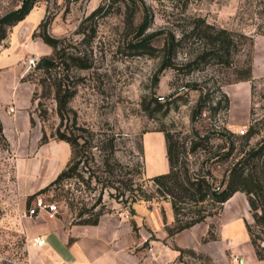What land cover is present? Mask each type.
Instances as JSON below:
<instances>
[{
	"label": "rangeland",
	"instance_id": "1",
	"mask_svg": "<svg viewBox=\"0 0 264 264\" xmlns=\"http://www.w3.org/2000/svg\"><path fill=\"white\" fill-rule=\"evenodd\" d=\"M22 1L0 0V16L19 8ZM33 1L27 15L7 29L0 43V122H3L5 137V142L0 140V264H14L23 259L26 241L20 233L21 220L27 217L25 211L33 208L36 197H41L44 203H55L56 217L73 225L78 219L63 201V191H69L77 208L85 205L88 209L100 190L94 180L90 188L95 190L87 191L84 184L73 179L63 190L53 187L35 195L55 179L70 157L66 143L49 137L59 120L54 101L41 98L39 86L32 83L37 81L39 73L33 75L32 82L26 79L39 58L52 53L37 37L40 24L45 23L50 36L62 39L67 51L85 55L91 63L89 69L69 72L68 81L75 93L68 103L69 113L63 128L67 125L73 130L89 129L98 147L102 144L99 141L113 138L114 153L110 161L140 171L145 192H154L150 178L168 170L164 138L159 132L162 128L187 145L194 137H210L207 151L187 153L185 159L190 171L197 173L202 167L207 170L214 186L220 184L228 166L246 150V142L235 137H251L249 146L264 138V0H199L189 3L185 9L183 0ZM101 4L110 7L105 16L98 18L94 38L85 44L83 35L77 31ZM196 17L235 35L237 50L229 65L209 61L199 64L188 75L173 69L159 72L158 56L138 54L132 46L151 35L150 46L159 50L170 36L177 40L188 34ZM143 24L145 27L139 35ZM201 48V40L185 38L176 63L183 65ZM249 60L251 78L239 81ZM218 87L227 95L229 103L224 109L221 102L215 111ZM33 93L37 95L31 101ZM8 95L15 96L20 106L4 102ZM201 99L205 104L193 121V112ZM38 102L42 104L40 109L46 110L45 117L38 116ZM144 107L149 111L154 107L160 110L149 116ZM74 119L75 128L72 127ZM42 131L48 136L46 143L41 142ZM249 131L250 136H246ZM92 156L93 162L89 165L95 170L105 155L93 148ZM87 175L84 174L85 179ZM109 194L115 195V191L103 192V215L119 211L132 217L130 210L137 209L138 205L150 208L162 203L153 197L150 201L131 204L127 195L116 200ZM225 203L231 205L226 213L223 212ZM225 203L218 214L206 219L208 228L213 225L216 232L224 213L227 218L229 212L239 215L243 223H252L243 193H234ZM254 232L264 236L259 229ZM258 242L264 246V241ZM201 244L207 245L202 241ZM169 246L178 251L175 262L217 264L207 253ZM135 250L144 255L150 253L148 242Z\"/></svg>",
	"mask_w": 264,
	"mask_h": 264
},
{
	"label": "trees",
	"instance_id": "2",
	"mask_svg": "<svg viewBox=\"0 0 264 264\" xmlns=\"http://www.w3.org/2000/svg\"><path fill=\"white\" fill-rule=\"evenodd\" d=\"M199 0H183V8L185 9L189 3ZM34 1L23 0L19 8L0 16V43L6 36L7 29L16 25L27 15ZM110 5L101 4L98 6L80 25L77 34L83 35V43L89 44L94 38L97 20L105 16ZM188 34L182 35L180 39L170 36L162 47L157 50L150 46L151 35H147L139 39L133 48L136 52L158 56L160 60L159 72L165 69H173L177 72L188 75L198 68L199 64H205L209 61L215 62L217 65H229L230 58L237 50L235 35L226 29L217 28L207 24L203 18L196 17ZM145 24L141 26L139 35ZM39 37L44 44L52 49L51 55L39 58L33 69L27 74L26 79L31 81L35 73H39V77L35 83L40 88L41 98H50L55 103V113L59 120L58 126L49 137L59 142L66 143L69 146L70 157L65 167L57 174L47 186L39 190L35 195L42 194L64 186L70 180H77L84 184L87 191H93L90 188L92 180L99 184L100 190L98 197L91 205L86 208L85 205L77 208L73 203V197L69 196V191H63L62 199L65 201L71 213L74 212L78 221L75 225H96L100 216L104 214L105 206L101 203L103 192L109 189L115 191V195L110 197L119 200L127 195L131 204L137 201H150L153 197L160 199L161 202H168L171 206L174 221L170 227L166 228L168 238L190 229L191 227L204 223L207 218L219 213L223 203H225L234 193L240 192L246 196L247 204L251 213L252 223H244L245 230L249 237L250 244L253 248L257 260H264V246H260L258 241H264V236L260 237L255 234L254 229H259L260 233H264V138L257 142L254 146H249L248 141L251 137H235L238 140H244L246 150L226 169L222 181L219 185L212 184V177L203 167L199 172L190 171L185 154L195 153L197 150H208L210 137H194L189 141L188 145L185 141L178 137H173L163 128L159 130L163 134L165 143V158L168 170L149 179L155 187L153 193H147L142 187L143 181H140V171L129 169L127 166L119 164L113 160L114 153L113 138L104 139L100 147L94 144L93 133L82 127H76L75 130L70 129L64 122L68 118V103L74 96L73 84L68 81L69 72L71 70L89 69L91 63L89 59L82 54L69 52L67 47L63 46L62 39H56L46 32L44 24L39 25ZM185 38H195L202 41L201 51L194 58L188 59L183 65L176 63V56L179 48ZM251 44V43H250ZM158 52V55H155ZM185 70L182 72L183 69ZM239 81H247L251 78V60L247 66L241 71ZM157 76L155 77V80ZM196 86V85H194ZM216 91L219 94V100L216 102L215 111L220 108L221 102L223 108L228 107V97L218 87ZM37 93H33L31 101H34ZM205 100L198 102L197 109L193 112L192 119L196 120L197 114L202 111ZM41 103H37L39 117L46 116V110L40 109ZM152 116L160 109L154 107L150 110L144 107ZM32 124V119H30ZM75 119L72 127L75 128ZM63 128V129H62ZM251 131L246 136H250ZM230 138V137H229ZM4 140L2 132V124L0 122V140ZM48 136L42 131L41 142L46 143ZM97 148L103 152L105 157L102 159L100 166L92 169L90 162H93L92 149ZM188 148V149H187ZM99 172L98 174H95ZM88 174L86 179L84 174ZM99 206L98 210H93ZM131 215L134 214L133 209L130 210ZM84 216L86 218L82 219ZM134 228V224L132 223ZM217 234L214 226L210 225L206 236L202 238V243L216 241Z\"/></svg>",
	"mask_w": 264,
	"mask_h": 264
},
{
	"label": "crops",
	"instance_id": "3",
	"mask_svg": "<svg viewBox=\"0 0 264 264\" xmlns=\"http://www.w3.org/2000/svg\"><path fill=\"white\" fill-rule=\"evenodd\" d=\"M16 100L8 95L4 102L18 107ZM230 206L225 203L223 212ZM133 211L132 217L119 211L102 215L96 225H72L44 212L25 217L20 231L26 241L24 255L14 264H182L175 262L178 251L169 245L207 253L217 264H264V260H257L239 215L229 212L226 218L224 213L216 231L218 239L203 246L201 240L208 231L205 223L168 238L166 228L174 221L168 202L150 208L138 205ZM36 237L40 242L33 245ZM144 242H148L150 252L145 255L135 250Z\"/></svg>",
	"mask_w": 264,
	"mask_h": 264
},
{
	"label": "built area",
	"instance_id": "4",
	"mask_svg": "<svg viewBox=\"0 0 264 264\" xmlns=\"http://www.w3.org/2000/svg\"><path fill=\"white\" fill-rule=\"evenodd\" d=\"M33 208L25 211L27 217L37 216L40 212H44L49 218H53L57 214V205L55 203H44L41 197H36L34 199ZM40 242V238L36 237L33 239V245H37ZM236 259V258H235Z\"/></svg>",
	"mask_w": 264,
	"mask_h": 264
}]
</instances>
